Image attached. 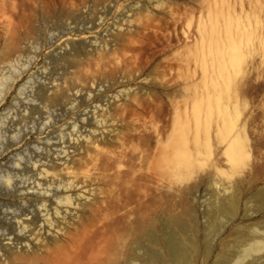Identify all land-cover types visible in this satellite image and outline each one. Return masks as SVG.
Instances as JSON below:
<instances>
[{"label":"rangeland","instance_id":"1","mask_svg":"<svg viewBox=\"0 0 264 264\" xmlns=\"http://www.w3.org/2000/svg\"><path fill=\"white\" fill-rule=\"evenodd\" d=\"M98 1L0 0V32L9 27L10 43L25 54L14 56L3 71L8 84L0 85V235L10 231L15 215L33 211L31 198L44 192L29 187L33 179L26 177L35 161L38 166L47 156L60 163L63 154L55 152L74 149L61 137L79 136L81 142L72 141L80 145L91 129L103 136L121 133L134 111L131 133L144 128L152 148L170 139L174 121L182 137L179 162L164 167L161 242L145 236L137 243L132 234L129 241L142 255L136 260L150 262L143 248L156 249L163 258L158 264H175L165 245L170 224L168 231L190 249L194 245L193 264H217L232 252L230 264H264V0ZM64 80L71 83L72 103L46 105L39 96L50 94L51 81ZM78 88L97 95L85 111L80 97L86 95ZM97 104H107L105 125L83 121ZM13 176L27 180L16 185ZM150 201L145 208L152 217ZM223 201L226 213L215 217L221 226L211 232L209 210Z\"/></svg>","mask_w":264,"mask_h":264},{"label":"bare ground","instance_id":"2","mask_svg":"<svg viewBox=\"0 0 264 264\" xmlns=\"http://www.w3.org/2000/svg\"><path fill=\"white\" fill-rule=\"evenodd\" d=\"M100 18L103 19L102 16ZM118 27L115 29H120ZM5 31V34L0 32V85L8 84V81L7 83L4 81V78L6 80L8 76L3 71L7 65L14 61V56L21 58L25 55L21 47L10 43L9 27L5 26ZM29 31L32 33L33 29ZM112 32L115 33L116 30ZM105 47L108 46L105 44ZM106 48L103 45L100 49L102 54L106 55L109 52V50L105 51ZM19 79L16 77L15 82H18ZM51 83L50 94L39 96L46 102V105L58 101L71 104V83L69 84L67 80L62 83L56 81H51ZM13 84L8 85L7 93L12 89ZM77 91H80L83 96L86 95L83 98L80 97V106L86 107L84 111L90 106L92 107L91 104L97 95L82 92L83 90L79 88ZM6 99L7 95L4 97L1 106L6 102ZM113 102L110 101L109 104ZM76 104L78 106V103ZM93 107L91 116L89 115L90 111L84 113L83 121L87 120L88 123L98 126L105 125L107 119L104 117V112L107 110V104L106 107H101V104ZM37 109V106L32 108L33 112H38ZM137 115L136 112L131 111L127 118H124V129L121 133L103 136L97 133V130L91 129L84 134L80 145H75L72 141L79 140L81 142L79 136L74 139L69 137L66 140L61 137L62 144L66 143L74 149L71 152H67V149L63 147L60 151L57 150L55 153L58 156L63 154L58 157L61 159L60 163L47 156L38 166L37 161H35L33 170L29 171L26 177L28 180H37L35 185H32L33 181L30 182L29 187L44 189V192H40L31 198L33 201H31L30 206L35 207L33 211L31 209L28 212L22 211L20 215H15L14 218L17 221L15 223L12 220L9 221L8 228L10 231L0 235V264H127L132 261L130 260L131 254H133L132 259L134 258L133 264H143L144 261L139 262V258L142 256L141 252L136 249L139 246L134 244L135 247H133L134 245L129 239L133 234L136 235L137 243L141 242L145 236L154 245L161 242L160 235L163 233L160 234V229L164 223L161 219L160 208L163 194L162 177L165 175L164 167L167 162H179L178 155L182 149V137L180 126L174 121L170 139L165 144L152 148L149 138L144 133V128L140 130L138 136L131 133L136 128L135 117ZM74 123L75 128L78 122L75 121ZM84 132L82 128L80 135L82 136ZM236 138L237 136H233L229 140V145L235 142ZM135 140L137 144L134 142ZM59 143H56L57 146L62 145ZM36 168L40 169V174L36 175L34 171ZM49 174L51 176L48 180L43 179L42 182H39L42 175L48 177ZM13 177L12 180L16 185L25 183L27 180L26 178L18 180ZM49 187L54 188L53 196L48 195L51 190ZM214 193L212 196L215 195ZM236 199L239 198L236 197L233 200L235 206L237 204ZM148 200H151L153 206L151 209L152 217L145 208L148 206ZM34 201L37 204H34L36 203ZM226 205L218 206L219 208L208 207V209L210 208V216L208 214L207 216L210 217L211 221H207L211 232L216 231L220 221L215 223V217L223 215L221 212L226 211L228 206ZM218 212L220 214L216 215ZM177 220L181 221V219ZM16 226L20 231L14 234L12 230ZM180 226L181 231L185 229L184 225ZM168 229L166 230L168 234H166L165 245L172 261L175 264H193L190 250L192 251L194 245H191L190 249V245L188 246L187 242L178 236L179 234L171 231V229L168 231ZM208 237L210 238V236ZM5 239H12L15 244L4 242ZM209 240L211 241V239ZM193 241L191 240V242ZM239 243L240 241H238ZM141 247H143V243L142 245L140 243V249H142ZM143 250L146 249L143 248ZM144 251L143 253H147V258L150 260L145 264H158L163 261L161 254L156 249ZM235 256L236 252H232L230 255L224 253L217 264H230Z\"/></svg>","mask_w":264,"mask_h":264}]
</instances>
